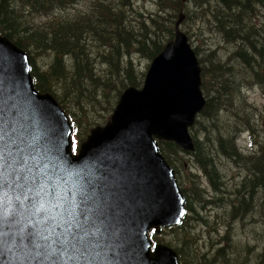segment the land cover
<instances>
[{
  "label": "water",
  "instance_id": "obj_1",
  "mask_svg": "<svg viewBox=\"0 0 264 264\" xmlns=\"http://www.w3.org/2000/svg\"><path fill=\"white\" fill-rule=\"evenodd\" d=\"M184 19L180 16L175 38L152 61L143 88L131 87L122 94L111 121L105 127L94 128L76 156L70 143L73 125L51 94H41L35 88L29 55L0 36V264H180L177 252L170 247L157 244L152 251L149 232L155 228L159 235L161 228L181 226L187 214L175 170L162 155L157 140L194 152L189 129L206 106L200 62L188 37L180 30ZM123 183L125 188L128 186L126 191ZM166 204L172 205L164 210Z\"/></svg>",
  "mask_w": 264,
  "mask_h": 264
},
{
  "label": "rangeland",
  "instance_id": "obj_2",
  "mask_svg": "<svg viewBox=\"0 0 264 264\" xmlns=\"http://www.w3.org/2000/svg\"><path fill=\"white\" fill-rule=\"evenodd\" d=\"M98 0H76V3L59 13L60 20L73 21L82 13L92 14ZM102 1V0H101ZM115 6L116 0H106ZM217 7V0H193L185 5L179 0H132V7L122 20L126 31L144 36L151 34L157 45L173 39L175 24L179 16L185 14L180 30L189 39L201 65V75L207 86H202L207 101L220 97L212 118L197 116L195 125L189 129L191 141L198 140L202 150L207 151L215 161L218 186L213 188L210 175L201 168L196 153L175 147L177 155L167 156L175 170L177 182L185 190L194 204L197 214L190 213L187 226L166 230L156 235L159 244L172 248L178 253L181 264H263L264 261V83L254 84L250 67L232 53L238 52L233 44L218 31L209 13ZM237 13V12H236ZM181 14V15H180ZM34 23H45L48 18L33 16ZM95 21V14L93 15ZM254 25L256 38L264 46V9L257 8L256 16L246 21ZM94 25V24H93ZM101 26L100 32L113 30ZM50 31V30H47ZM125 35V34H124ZM15 43L27 48L41 72L49 73L56 61L50 50H33L27 41L17 38ZM171 39V40H170ZM81 54H85L91 64L89 78L82 79L79 98L64 83L50 82L48 92L61 99L75 114L79 121L82 142L92 129L105 127L117 108L122 94L130 88L128 77H133L137 89L144 86L146 74L153 60L138 51L137 47L128 50L117 49L111 37L99 33L84 35ZM146 46L152 47L151 43ZM259 60V59H254ZM75 59L69 55L64 58L67 75L74 73ZM223 65V81L243 86L242 92H215L218 82L210 81L207 69ZM255 69L264 73V64L256 61ZM257 65V67H256ZM128 71L130 73H128ZM121 72V73H119ZM121 74V75H120ZM86 86V87H85ZM84 87L90 91L83 98ZM75 90V89H74ZM46 92L43 90L41 92ZM53 95V96H54ZM54 98L57 100V98ZM111 97L114 100L111 101ZM92 103L88 105L87 103ZM208 103V102H207ZM207 106V104H206ZM252 134V138L248 134ZM84 137V138H82ZM249 138L257 144L256 152L250 153ZM165 141H161L163 143ZM166 143V142H165ZM165 145V144H163ZM194 152L197 150L194 147ZM234 150L237 156H230L224 150ZM254 161H259L256 165ZM186 198V204L188 199ZM194 220H190V218ZM184 227V228H183ZM183 254V256L179 253ZM184 260V261H183Z\"/></svg>",
  "mask_w": 264,
  "mask_h": 264
},
{
  "label": "trees",
  "instance_id": "obj_3",
  "mask_svg": "<svg viewBox=\"0 0 264 264\" xmlns=\"http://www.w3.org/2000/svg\"><path fill=\"white\" fill-rule=\"evenodd\" d=\"M116 1L118 3H116L115 6H112L108 5L106 0H98L93 6L92 14L85 12L79 17H76L73 21H62L58 16L59 13L71 8L76 3V0H0V33L30 55L33 80L36 88L40 92L45 90L46 92L44 93H50L47 91L48 83H61L63 81L65 85L64 90L67 91L69 88H74L75 90H72L75 91L76 98H79V91L82 86L80 80L82 79L83 81L84 79L89 78V75L91 74V64L89 63L88 58H85V54H81L80 52V44L83 41L84 35L99 33L105 37H111L112 44H114L118 50L121 49L125 51L129 48L137 47L139 52L145 54L151 60H154V58L165 48L164 44L157 45L153 42L151 34L144 36L140 33L135 34L133 31H126V27L122 26V20L124 18V13L131 9L132 0ZM180 1L181 0H179V3ZM257 8L264 9V0H217V7L204 13L208 12L209 15L212 16L215 26L223 37L226 38V42L239 48L237 49L238 52L232 53V56L234 58H239L250 67L254 76L253 83L261 84L264 83V73L255 69L253 63L258 61L259 63L264 64V46L261 45L259 39L256 38L253 33L254 25L246 22L248 19L256 16ZM94 14L95 21L93 19ZM181 14L185 16L183 11H181ZM33 16L47 17L48 20L45 23L36 24L33 22ZM101 26H105V28L109 26L114 29L107 32H100ZM14 38L22 40L23 43H26L27 41L29 48H32L33 50H50L51 52H54L56 55V61L51 67L49 73L41 72L35 64L31 52L24 46L15 43ZM148 43H151L152 47L146 46ZM69 55L73 56L75 59L74 73L71 78L67 75L64 65V58ZM254 59L259 60L253 61ZM223 67V65L218 64L207 69L206 75L209 80L216 81L219 84L215 89V92L217 93L224 90L227 91V93L233 91L240 94L244 88L243 86L236 85L235 83H228L225 86L223 76L227 73L222 70ZM128 73L130 72L128 71ZM89 80L94 85L93 79L89 78ZM128 82L130 87H137V83L133 82V77L131 75L128 77ZM203 85L206 88L207 83H204L202 77V86ZM85 87V92L82 96L83 98L90 94V91ZM51 94L54 95L53 93ZM56 98L80 131L79 121L75 114L61 99L58 97ZM113 100L114 97H111V101ZM219 101L220 97H215L212 100L207 101V106H205L199 115L208 119L212 118L215 108L219 106ZM87 104L90 106L92 105L90 102ZM89 134H87V136ZM250 135L252 136V134ZM251 145L252 147L249 152H256L257 144L251 143ZM160 146L162 154L171 165L172 161H170L171 159L169 160L167 153L169 154V157L176 156V145L163 142ZM195 146L197 150L194 153H196L195 157L197 162L202 169L211 174V184L213 188L217 190L218 186L214 180L215 175L218 177V171L214 164L215 161L207 151L201 149L198 140L195 141ZM224 151L230 156H237V153L234 150L225 149ZM258 163L259 161H254V164L257 165ZM182 191L188 199L187 208L189 215L190 213L197 214L194 204L188 198L185 190L182 189ZM190 220H194V218L192 217ZM186 226L187 221L185 222L184 227ZM179 253L183 256L180 250Z\"/></svg>",
  "mask_w": 264,
  "mask_h": 264
},
{
  "label": "bare ground",
  "instance_id": "obj_4",
  "mask_svg": "<svg viewBox=\"0 0 264 264\" xmlns=\"http://www.w3.org/2000/svg\"><path fill=\"white\" fill-rule=\"evenodd\" d=\"M189 1H192V0H186V1H183V0H181V2H182V4H187ZM235 46V45H234ZM236 48V47H235ZM193 143V142H192ZM193 145L195 146V141H194V143H193ZM196 147V146H195ZM159 192V191H158ZM167 192V191H166ZM149 195H151V193H149ZM139 196V195H138ZM138 199V198H137ZM158 201H159V199H158ZM172 204H166V205H164L163 206V208H164V210L165 209H167L168 207H170ZM160 206H162V204L160 205Z\"/></svg>",
  "mask_w": 264,
  "mask_h": 264
}]
</instances>
